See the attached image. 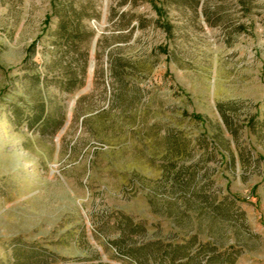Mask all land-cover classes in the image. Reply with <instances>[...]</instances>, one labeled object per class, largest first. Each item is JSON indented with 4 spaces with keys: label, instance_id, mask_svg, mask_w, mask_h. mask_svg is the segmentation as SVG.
<instances>
[{
    "label": "rangeland",
    "instance_id": "374dc122",
    "mask_svg": "<svg viewBox=\"0 0 264 264\" xmlns=\"http://www.w3.org/2000/svg\"><path fill=\"white\" fill-rule=\"evenodd\" d=\"M0 264H264V0H0Z\"/></svg>",
    "mask_w": 264,
    "mask_h": 264
},
{
    "label": "trees",
    "instance_id": "16d2710c",
    "mask_svg": "<svg viewBox=\"0 0 264 264\" xmlns=\"http://www.w3.org/2000/svg\"><path fill=\"white\" fill-rule=\"evenodd\" d=\"M165 29H167V32L170 33V27L165 28ZM16 115L21 116L23 118L25 113L21 111L19 114L16 113ZM192 117L195 120L203 121L202 117L199 115H192ZM24 122L27 123L28 127L31 128L32 130L35 128L38 129L39 127H41V131L49 132L50 130L49 129L50 128V116H49V113L45 105L44 106L42 105V107L38 109L36 112H34L33 114H27L23 119V123ZM59 126H61V123L60 122L56 123L53 130L54 131L58 130Z\"/></svg>",
    "mask_w": 264,
    "mask_h": 264
},
{
    "label": "water",
    "instance_id": "95a60500",
    "mask_svg": "<svg viewBox=\"0 0 264 264\" xmlns=\"http://www.w3.org/2000/svg\"><path fill=\"white\" fill-rule=\"evenodd\" d=\"M98 36H99V35H97V38H98ZM91 66H92V70H93V68H94V63H92ZM89 88H90V84H88L87 88H86L85 90L81 91L80 94L84 93V92H85L86 90H88Z\"/></svg>",
    "mask_w": 264,
    "mask_h": 264
}]
</instances>
